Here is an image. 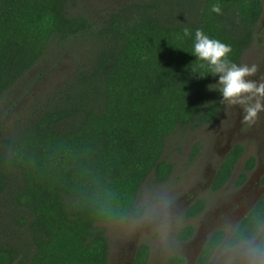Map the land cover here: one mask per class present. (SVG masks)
Here are the masks:
<instances>
[{
  "label": "trees",
  "instance_id": "obj_1",
  "mask_svg": "<svg viewBox=\"0 0 264 264\" xmlns=\"http://www.w3.org/2000/svg\"><path fill=\"white\" fill-rule=\"evenodd\" d=\"M81 1L0 0V102L34 68H49L50 54L76 59L62 83L1 128L0 264H108L107 225L141 217L145 184L170 180L174 164L164 154L172 138L212 124L227 106L210 88L219 77L191 53L196 30L229 45L239 66L264 39V0H130L101 21L79 11ZM244 150H231L213 190L233 177ZM254 165L245 163L238 185ZM203 208L198 202L188 216ZM263 227L264 195L227 245L256 240ZM225 235L214 233L199 264ZM148 257L143 244L134 264Z\"/></svg>",
  "mask_w": 264,
  "mask_h": 264
},
{
  "label": "rangeland",
  "instance_id": "obj_2",
  "mask_svg": "<svg viewBox=\"0 0 264 264\" xmlns=\"http://www.w3.org/2000/svg\"><path fill=\"white\" fill-rule=\"evenodd\" d=\"M128 1L130 0H82L77 9L93 20L101 21ZM260 25L264 26V13ZM260 31L259 26L258 32ZM50 55L52 58L49 60V68H34L22 79L18 89L16 87L15 91L1 100L0 131L1 128L10 129L17 124L16 121L22 118L20 114H24V108L34 106L35 100L50 92L56 84L62 83L75 67L76 59L71 51L65 52L57 60L54 54ZM253 63L259 65V71L252 79L258 80L257 76L261 70L264 71V39L260 36L244 56L243 65ZM22 85L24 87L20 88ZM232 114L234 120H229L230 113L226 110L213 124L188 131L184 135L177 133L172 138L164 154V158L174 164L170 180L156 185L150 181L145 184L138 203L144 208L140 219H128L107 225L110 241L109 264H127L133 249L142 243L151 248L152 264H160L170 254L184 253V247L177 240V236L185 225L202 226L199 229L202 234L208 218L212 226L205 228L207 235L211 227L215 230L228 229L230 221L226 222V219H232L233 214L242 211L241 207L254 200L258 187L248 185L244 190L239 189L236 179L244 163L251 157L256 158L264 169V112L259 114V120L253 125L242 123L239 107H234ZM238 144L243 145L246 151L236 171L235 180L223 191L215 193L207 186L219 164V153ZM195 149L198 152L193 155ZM193 197L195 201L205 200L207 209L204 222L200 218L186 221L183 216L184 205ZM253 253L257 256L255 260L252 258ZM236 255L243 264H264V256L253 249L241 247ZM230 260L226 246L217 249L210 264H233Z\"/></svg>",
  "mask_w": 264,
  "mask_h": 264
},
{
  "label": "flooded vegetation",
  "instance_id": "obj_3",
  "mask_svg": "<svg viewBox=\"0 0 264 264\" xmlns=\"http://www.w3.org/2000/svg\"><path fill=\"white\" fill-rule=\"evenodd\" d=\"M264 75V71L261 70V73L259 74V79L260 77ZM258 79V80H259ZM257 80V81H258ZM228 110V112L230 113V118L229 120H234V115L232 114L233 113V110H234V107L232 106H229L227 105L225 107V109L223 110L226 111ZM223 112L218 116V118L223 114ZM239 112L240 114H242V110L239 108ZM217 118V119H218ZM216 119V120H217ZM215 120V121H216ZM214 121V122H215ZM213 122V123H214ZM212 123V124H213ZM211 125V124H210ZM209 126V125H208ZM263 146H264V140H263ZM228 147V146H227ZM231 148V147H230ZM227 149L220 152L219 153V164L214 172V174L212 175V177L210 178V182L208 184L207 187H209L213 192L215 193H219L221 191H223L224 189H226L230 183H232L234 180H235V177H236V171L238 169V166L244 156H242V158L239 160L238 164L236 165V168H235V172L233 173V177L225 184L223 185L221 188H219L218 190H213V184H214V180L216 178V175H217V172L219 171L220 167L222 166V164L226 161L229 153L231 152V149ZM245 149V147H244ZM246 150H244V153H245ZM251 158H254V157H251ZM250 159V158H249ZM248 159V160H249ZM255 159V165L254 167L249 170V171H246V175H247V178L246 180L242 183V184H237V179H236V186L239 188V189H242L243 190L248 186V185H252L254 187H258V192L256 194V197L254 198V200L249 203V204H246L245 207H241V210L239 213L237 214H233V218L232 219H226V222H229L230 221V227L227 229H218V230H215L213 227H211V231L210 233L207 235L206 232H205V228L206 227H209V226H212V222H210V220L207 218V222H206V227L203 229L202 231V234H200V230L201 227L197 226V227H194L193 225L191 224H187L185 225L181 231L185 228V227H188V226H191L193 227L194 231L193 233L191 234V236L187 237V239H180L179 236H180V233L181 231L179 232L178 236H177V240L179 241V243H181L184 247V253H173V254H170L168 255L167 257H165L161 262L160 264H167L168 260L172 257V256H180L183 260H184V264H199V262L201 261V256L207 246V244L209 243V241L211 240V237L214 235L215 232L217 231H224L225 232V240L219 244L215 250L213 251L212 255L206 260L205 264H210L212 262V259H213V256L215 255L217 249L221 248V247H226L227 246V249H228V255L230 256L233 264H243L241 261L239 262L238 259L235 257L237 256L236 255V252L239 248L241 247H245L247 250H254L258 253H260L262 256H264V252H261V251H258V238L256 240H252V241H249V242H242L236 246H233V247H229L227 245V240L231 237V235L235 232V230L237 229V227L239 226V224L241 223V221L248 215L250 214V212L254 209V207L257 205V203L259 202V200L262 198V196L264 195V169L262 168L261 166V163L256 159ZM247 160V161H248ZM246 161V162H247ZM245 162V163H246ZM245 163L243 165V167L245 166ZM243 169V168H242ZM241 173V172H240ZM240 175V174H239ZM238 175V176H239ZM242 190V191H243ZM204 202V208L201 212L198 213V215H190L188 216V212L191 208L195 207L198 202ZM206 203H205V200L203 199H197L195 201V198H191L183 207V216L185 218L186 221H193V220H196L198 218L201 219V221L204 222V216L206 215ZM143 216V215H142ZM141 216V217H142ZM141 217H138V218H130L131 220L132 219H140ZM117 223V222H115ZM200 223V222H199ZM203 227H204V224H203ZM263 230H264V227H263ZM262 230V231H263ZM108 235V234H107ZM261 235V234H260ZM259 235V236H260ZM147 245L149 247V257H148V260H147V264H152V251H151V248L148 244L146 243H142L140 245H138L136 248L133 249L132 253L130 254L129 258H128V262L127 264H134V260H135V256L139 250V248L142 246V245ZM109 254H110V251H109ZM264 258V257H263ZM230 260V261H231ZM109 264V262H108Z\"/></svg>",
  "mask_w": 264,
  "mask_h": 264
},
{
  "label": "clouds",
  "instance_id": "obj_4",
  "mask_svg": "<svg viewBox=\"0 0 264 264\" xmlns=\"http://www.w3.org/2000/svg\"><path fill=\"white\" fill-rule=\"evenodd\" d=\"M211 10L218 14L222 12L218 4L212 5ZM184 32L186 36L191 34L188 29ZM231 51L229 45L210 39L200 29L196 30L194 51L191 53L197 57L196 60L207 62L212 76L219 77L216 83L219 88H213L212 85L210 88L219 90L222 95L221 103L242 110V123L253 125L259 120V114L264 112V75L258 81L252 79L257 75L259 65L253 63L239 66L232 63L228 59ZM252 258L257 259L255 253Z\"/></svg>",
  "mask_w": 264,
  "mask_h": 264
},
{
  "label": "water",
  "instance_id": "obj_5",
  "mask_svg": "<svg viewBox=\"0 0 264 264\" xmlns=\"http://www.w3.org/2000/svg\"><path fill=\"white\" fill-rule=\"evenodd\" d=\"M263 233H264V230L261 232V235L259 236L257 243L260 241V238L262 237Z\"/></svg>",
  "mask_w": 264,
  "mask_h": 264
}]
</instances>
